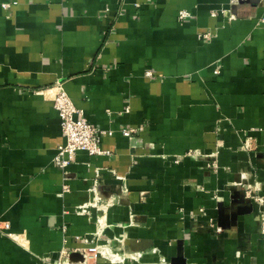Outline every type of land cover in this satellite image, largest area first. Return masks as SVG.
<instances>
[{
	"label": "crops",
	"instance_id": "obj_1",
	"mask_svg": "<svg viewBox=\"0 0 264 264\" xmlns=\"http://www.w3.org/2000/svg\"><path fill=\"white\" fill-rule=\"evenodd\" d=\"M262 18L264 0H0V264L54 261L97 219L122 262L87 264H264L242 186L264 196ZM57 82L108 155L54 166ZM216 149L215 172L185 156ZM96 197L113 202L76 212Z\"/></svg>",
	"mask_w": 264,
	"mask_h": 264
},
{
	"label": "built area",
	"instance_id": "obj_2",
	"mask_svg": "<svg viewBox=\"0 0 264 264\" xmlns=\"http://www.w3.org/2000/svg\"><path fill=\"white\" fill-rule=\"evenodd\" d=\"M229 6L237 5L239 3L248 2L250 0H227ZM3 8H8V3H2ZM190 17V13L186 10H181L178 12V20H185ZM264 22V18L261 19ZM204 38L209 37V33L203 34ZM219 71L214 70V74ZM146 76H151L150 72H146ZM57 92L53 99V107L57 112L60 120V129L64 138V143L56 148L55 155L53 157V164L60 170H64L70 163L75 159L76 153L78 151H85L91 156L108 155L109 151L101 147V142L104 137L111 136L113 132L107 129L97 128L91 125L87 118L85 117L84 111L76 108L66 92L63 90L61 83H56ZM127 111V109H126ZM110 114V112H108ZM139 129L137 128H122L120 133L125 137H132ZM243 148H249L248 138L242 145ZM218 148V147H217ZM187 157L199 158L206 161V166L210 171L215 172L217 170L216 156L217 149L209 154H204L199 151H190L185 154ZM178 159L176 158L175 162ZM245 191V197L251 199L257 204L264 203V196L260 195L259 192L261 188L258 184L253 183L252 185L244 183L243 185ZM123 190H125L123 188ZM69 186L67 184L62 185V192H68ZM113 202L111 197L101 199V197H96L93 202L81 205L77 209V213H84L85 208L93 207L96 210L105 209V207ZM202 211V210H200ZM97 228L94 233L91 234V240L85 237L76 236L75 241L81 243L79 247L70 248L67 246H62L57 253V257L54 261H50L47 257L41 259L42 264H87L90 257H97L98 255L107 258L108 260L122 262V259L112 253L108 247L107 242L102 243L101 240L105 239L102 234L105 229V224L100 222L99 219L96 220ZM0 230L7 231L9 228V223L7 221H0ZM211 226H215L213 223ZM216 231L220 229L214 227ZM261 233L264 234V217H262L260 223ZM8 236H13V233L6 232ZM107 241V239L105 240ZM156 251V249H152ZM140 255V254H139ZM136 260L137 257H136ZM161 264H171L160 259Z\"/></svg>",
	"mask_w": 264,
	"mask_h": 264
},
{
	"label": "water",
	"instance_id": "obj_3",
	"mask_svg": "<svg viewBox=\"0 0 264 264\" xmlns=\"http://www.w3.org/2000/svg\"><path fill=\"white\" fill-rule=\"evenodd\" d=\"M171 264H175V263L171 262Z\"/></svg>",
	"mask_w": 264,
	"mask_h": 264
}]
</instances>
